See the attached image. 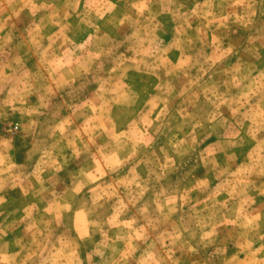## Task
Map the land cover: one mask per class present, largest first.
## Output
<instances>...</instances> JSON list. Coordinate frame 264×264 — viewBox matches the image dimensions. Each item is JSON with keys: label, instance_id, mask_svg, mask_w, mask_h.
<instances>
[{"label": "clouds", "instance_id": "1", "mask_svg": "<svg viewBox=\"0 0 264 264\" xmlns=\"http://www.w3.org/2000/svg\"><path fill=\"white\" fill-rule=\"evenodd\" d=\"M0 264H264V0H0Z\"/></svg>", "mask_w": 264, "mask_h": 264}, {"label": "rangeland", "instance_id": "2", "mask_svg": "<svg viewBox=\"0 0 264 264\" xmlns=\"http://www.w3.org/2000/svg\"><path fill=\"white\" fill-rule=\"evenodd\" d=\"M20 158H22V157H20ZM10 196L18 197L19 196V190H17L16 192L10 193Z\"/></svg>", "mask_w": 264, "mask_h": 264}]
</instances>
